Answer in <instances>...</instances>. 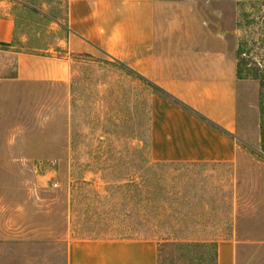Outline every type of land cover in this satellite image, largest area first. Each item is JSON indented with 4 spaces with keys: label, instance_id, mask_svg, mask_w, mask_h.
<instances>
[{
    "label": "rangeland",
    "instance_id": "rangeland-1",
    "mask_svg": "<svg viewBox=\"0 0 264 264\" xmlns=\"http://www.w3.org/2000/svg\"><path fill=\"white\" fill-rule=\"evenodd\" d=\"M14 1L16 36L0 46V264H67L69 239L133 237L155 241L163 264H215L227 240L236 264H264V0H161L225 37L242 151L231 165L156 167L150 102L167 93L101 52L70 56L66 81L20 82L18 54L64 37L67 0Z\"/></svg>",
    "mask_w": 264,
    "mask_h": 264
},
{
    "label": "crops",
    "instance_id": "crops-1",
    "mask_svg": "<svg viewBox=\"0 0 264 264\" xmlns=\"http://www.w3.org/2000/svg\"><path fill=\"white\" fill-rule=\"evenodd\" d=\"M16 3L0 0V43L15 39ZM187 8L161 0H67L66 18L56 24L64 37L46 55L18 54L17 80L66 81L70 56L101 52L169 96L150 102L154 163L234 164L242 151L236 62L225 37ZM236 256L235 241L217 243L215 264H236ZM67 264H161V252L149 238L69 239Z\"/></svg>",
    "mask_w": 264,
    "mask_h": 264
},
{
    "label": "trees",
    "instance_id": "trees-1",
    "mask_svg": "<svg viewBox=\"0 0 264 264\" xmlns=\"http://www.w3.org/2000/svg\"><path fill=\"white\" fill-rule=\"evenodd\" d=\"M0 46H5V47H10L11 46V44H5V43H0ZM149 158H150V156H149ZM149 164H150V166H162V165H165V164H160V163H154L151 159H150V161H149ZM161 264H163V263H161Z\"/></svg>",
    "mask_w": 264,
    "mask_h": 264
},
{
    "label": "built area",
    "instance_id": "built-area-1",
    "mask_svg": "<svg viewBox=\"0 0 264 264\" xmlns=\"http://www.w3.org/2000/svg\"><path fill=\"white\" fill-rule=\"evenodd\" d=\"M58 185H55V187H57Z\"/></svg>",
    "mask_w": 264,
    "mask_h": 264
}]
</instances>
